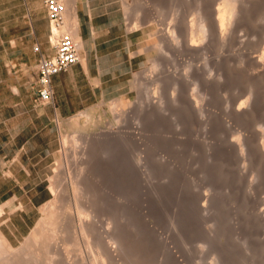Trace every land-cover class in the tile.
<instances>
[{
    "label": "rangeland",
    "instance_id": "obj_1",
    "mask_svg": "<svg viewBox=\"0 0 264 264\" xmlns=\"http://www.w3.org/2000/svg\"><path fill=\"white\" fill-rule=\"evenodd\" d=\"M223 1L203 0L211 11ZM239 3L251 9L230 40L214 34L209 48L195 50L186 34L202 0L183 7L176 0H121L129 27L142 29L143 65L116 95L59 121L49 173L50 189L63 191L56 210L72 212L68 220L76 222L73 181L81 164L65 146L93 144L88 189L101 199L100 221L111 223L116 248L108 257L67 235L57 214L59 249L68 247L75 264H264V73L255 111L237 114L254 69L245 57L264 54V0ZM173 30L178 42L166 39ZM54 199L49 193L27 226L6 219L10 209L0 205V232L15 248L26 245V264H59L40 236L31 238Z\"/></svg>",
    "mask_w": 264,
    "mask_h": 264
},
{
    "label": "crops",
    "instance_id": "obj_2",
    "mask_svg": "<svg viewBox=\"0 0 264 264\" xmlns=\"http://www.w3.org/2000/svg\"><path fill=\"white\" fill-rule=\"evenodd\" d=\"M74 9L82 59L52 76L53 101L40 103L37 63L53 52L44 1L0 0V205L25 226L51 193L59 121L113 97L143 65L142 29L129 27L121 0Z\"/></svg>",
    "mask_w": 264,
    "mask_h": 264
},
{
    "label": "bare ground",
    "instance_id": "obj_3",
    "mask_svg": "<svg viewBox=\"0 0 264 264\" xmlns=\"http://www.w3.org/2000/svg\"><path fill=\"white\" fill-rule=\"evenodd\" d=\"M176 1L180 4V6L183 7L187 5L189 0H176ZM67 6L71 7L70 8L71 10L70 9L69 11L67 10L68 11L67 22L73 26L75 36L77 37V39L80 40V45L82 47L81 39L77 34V24L75 20L76 15L75 14L73 15V13H75L74 0H67ZM250 9L251 8H249V6H245V7L242 6V4L239 3V0H225L216 8V10L211 11L204 6V2L202 0V4H200L195 11L196 16L191 19V28L189 31H187L186 34L187 38L189 37V40L191 41V44L194 45L195 50L196 49L200 50L202 48H205V46L207 45V40L209 41V37L214 34L218 35L222 43H226L228 40H230L234 24L238 20L245 17ZM70 11L72 12L70 14L71 16L68 14L70 13ZM184 19H185L184 16L176 18L175 19L176 26L179 28L184 26L183 24L185 21ZM138 23H136V25ZM174 34H175L174 30L171 32L169 31L168 36H166V39L168 38V40L170 39L178 42L177 36H175ZM245 59H247L252 63L254 69L249 75L252 77L251 79L252 82L250 83L251 84L250 89L248 88L249 95H247L242 101L240 100L241 102H239V104L237 103L238 107L236 106L237 114L240 117H245L249 114H252L255 111V107H256L255 100L262 96V92L260 90L259 85H260L261 77L264 73V54H262V56L247 55ZM158 64H159L158 62H155L154 68L156 67V69H158L157 68ZM187 77L188 79H190L189 76ZM158 79H160V77ZM151 81L150 83H153ZM156 83H158V81ZM157 89L158 88H156L155 91L156 93L158 91ZM123 103H125V101L119 102L117 104L123 105ZM237 144L240 147L241 151L245 152L244 142L240 137L237 140ZM75 145L76 144H74V146H71L70 144V146H65V147L68 150V152L70 151L75 153L74 157H76V160L79 161L81 164L79 165L80 172L73 181V189H74L73 192L76 197V203H75L76 209L73 212L74 213L73 219L76 222L70 223V221L68 220L69 219L68 217L70 214L72 215V212H69V214H66L67 212L62 214L56 210L55 208L56 203L58 202V200L62 199L63 191L61 188L57 186H53L51 187V192L52 194H54L55 199L51 203H49V205L46 207L49 216L48 221L47 220L40 221L38 226L35 228L33 234L31 235L32 239H37L38 236L41 237L40 240L38 239L39 240L38 242L41 244L43 251H46L48 253L54 250V253H56V255L59 256L58 257L59 264H75L76 261L75 262L71 261L68 258V255L66 254V250L68 247H66L64 251H62L63 249L62 250L59 249L60 233L57 230H55V226H54L55 223H53L52 221L57 214L59 216L58 218L60 219V221H62V227L67 235L69 236L75 235L78 236V238L82 237L81 239L84 238L85 241L88 243V246L98 245L99 247L102 248V250L108 257L113 256L114 253L113 251H115L116 248L115 242L113 241L114 239H113L111 223L107 222L108 224L106 223L107 225L106 224L104 225L100 221L101 219L99 216L98 206L99 204H101V199L93 193V189H88L89 187H91L92 182L90 181V179H88L89 175L87 171L89 170L91 166V162L93 160L94 155L92 153L94 152L93 151L94 146L91 143L89 145H85L82 148L80 147V150L78 151L79 146L77 145L75 146ZM68 209H69V205L66 203V211ZM25 248L26 245L25 247L22 248L13 247L11 243L8 241V239L0 232V264H26L28 260L26 259L25 256L26 253L24 254Z\"/></svg>",
    "mask_w": 264,
    "mask_h": 264
},
{
    "label": "built area",
    "instance_id": "obj_4",
    "mask_svg": "<svg viewBox=\"0 0 264 264\" xmlns=\"http://www.w3.org/2000/svg\"><path fill=\"white\" fill-rule=\"evenodd\" d=\"M49 20L48 39L53 52L41 54L37 63V102H52V76L82 59L80 40L67 22V0H43ZM38 49V47H36Z\"/></svg>",
    "mask_w": 264,
    "mask_h": 264
}]
</instances>
